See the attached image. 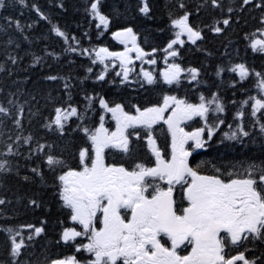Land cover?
Wrapping results in <instances>:
<instances>
[{
    "label": "trees",
    "instance_id": "1",
    "mask_svg": "<svg viewBox=\"0 0 264 264\" xmlns=\"http://www.w3.org/2000/svg\"><path fill=\"white\" fill-rule=\"evenodd\" d=\"M93 2L98 3V11L108 19L107 27L91 14ZM145 3L149 9L147 14L139 11ZM4 4L0 8V106L9 109L10 114H0V153H6L11 145L18 155L0 156L12 169L9 173H0V199L5 201L0 204V227L12 229L11 233L0 231V264H13V261L50 264L53 259L67 256H75L80 261L89 257L82 250L76 251L82 244L80 237L71 243L61 240L64 229L76 223L71 221L70 209L59 198L57 177L69 169H80L79 152L92 146L83 129L95 131L100 126V117L106 114L99 106L101 97L109 106L120 104L131 112L137 107L160 106L166 95L198 104L201 96L211 99L215 94L224 111H210L206 121L194 117L184 126L189 132L205 127L207 122L214 129L211 139L204 135V147L192 155L191 167L230 179L228 172L242 171L250 164L264 165V133L260 131L264 109L255 117L251 114L255 100L264 101V90L258 86L264 79V53L254 52L250 46L264 31V0H251L247 5L243 0H218V7L211 0H25L23 5L18 0H4ZM32 5L46 19H41ZM185 12L189 14L190 26L201 32L202 39L177 48L178 54L170 62L184 71L178 82L167 84L158 68L165 59V48L175 36L171 21ZM224 19L229 20L228 25L222 23ZM16 21L20 22L21 29L16 28ZM53 26L65 33L67 42L52 31ZM214 27L222 31L216 33ZM126 28L133 29L138 46L145 53H154L157 70L153 72L152 84L142 75L143 70H150L148 64H143L141 69L136 67L125 81L117 75L120 71L106 67L99 60L92 63L100 48L113 52L121 49L112 33ZM85 49L87 54H82ZM238 64L248 70L243 80L238 72L228 71ZM189 68L198 70L196 80L191 79ZM218 68L224 69L219 75ZM100 74L104 80L97 79ZM49 76L58 79L49 80ZM58 107L78 110L77 116L65 122L63 134L53 123ZM209 107L214 109L215 105ZM17 116L20 127L14 123ZM45 124L52 127L47 128ZM217 124L219 127H215ZM239 127L249 135L241 137L238 133L237 139L226 137V133L230 135ZM147 133L140 131L139 134ZM28 136L32 139L25 143L24 138ZM141 136L130 152L145 151L143 139L146 137ZM155 136L168 152L169 135ZM38 145L45 147L36 151ZM47 155L61 159L64 165L50 169L46 164ZM32 168H39L41 175L33 173ZM216 168L220 169L219 173ZM26 176L28 180L24 179ZM32 200L38 206L32 205ZM29 225L42 227V233L35 235ZM12 236L17 242H24L18 257L11 255Z\"/></svg>",
    "mask_w": 264,
    "mask_h": 264
},
{
    "label": "snow or ice",
    "instance_id": "2",
    "mask_svg": "<svg viewBox=\"0 0 264 264\" xmlns=\"http://www.w3.org/2000/svg\"><path fill=\"white\" fill-rule=\"evenodd\" d=\"M20 4H25V0H18ZM214 7H218V0H211ZM251 0H243V4H250ZM4 0H0V8L4 7ZM262 5H257L261 7ZM33 9L41 19H46L36 5ZM184 7L183 4L180 5ZM143 14H147L149 9L147 4L139 9ZM231 12L232 9H229ZM91 14L98 18L100 24L108 26V19L98 11V3L90 5ZM189 14H185L171 21L172 26L179 29L175 34V39L168 45L167 54L176 56L177 51L173 50L176 44L183 45L182 35H187L188 41L192 44L202 39L201 32L195 30L189 24ZM11 23V21H10ZM229 24L228 19L222 22ZM264 23V20H262ZM17 29H21L19 21L15 22ZM31 27V25H28ZM99 27V25H98ZM52 31L58 37H64L65 33L56 26ZM213 31L220 33V27H214ZM264 35V32L261 33ZM114 36L125 44L123 52H110L107 48H100L96 51V60L104 63L105 58H115L120 62L123 69V79L129 77L131 57L129 52L136 53V59H142L145 53L136 44V36L132 28L114 33ZM247 38V37H246ZM74 39V38H73ZM128 40L132 47L127 46ZM254 52L264 53V39H254L251 43ZM75 51V49H69ZM155 51V50H154ZM88 50H83L82 54H87ZM39 59V58H37ZM13 63L15 59L12 58ZM148 63L154 64L155 60ZM2 70V68H0ZM92 71L91 68L88 69ZM184 71L177 64H170L161 73L163 80L167 84L178 82L180 75ZM224 69L218 68L217 75ZM228 71L238 72L243 80L248 76L245 65L238 64L228 69ZM187 72L192 80H196L199 72L196 68H189ZM143 76L148 84L154 82L153 76L148 71H143ZM120 75V73H117ZM49 80H56L58 77L49 76ZM98 80H104V75L100 74ZM264 90V79L258 85ZM254 99V98H252ZM198 104L187 103L185 100L177 99L175 96H164L163 104L144 108H136L134 115L124 110L122 105L115 104L109 106L104 98L99 99L101 109L110 112L116 121V130L109 133L104 127V117L101 116L100 126L95 131L90 132L88 128L83 131L92 144L94 156H90L87 149L79 152L80 170L69 169L58 175L60 184L59 198L63 206L70 209L71 221L79 224L82 231L75 228H66L61 234V240L65 243L74 241L77 237L87 236L88 243L76 247V251L81 250L92 254V259L88 264H256V260H249L245 252H238L229 256L227 250L238 247L244 242L261 241L264 242V165L250 164L242 171L228 172L230 179L225 180L222 175H203L197 169L189 165L188 157L192 153L185 148L191 141V147L200 149L204 147L205 141L202 134L207 131L208 139L213 135V127H209L207 122L205 127L187 132L181 125L194 117L205 119L210 111L223 112L224 107L219 99L213 94L211 99L200 97ZM13 103V101H9ZM247 103V101H245ZM215 105L210 109L209 105ZM135 107V106H134ZM264 109V101L256 99L252 105V116ZM23 111L22 108L19 109ZM170 114L165 118V112ZM0 114L9 115V109L0 106ZM78 115L76 107L56 108L53 123L63 134L64 124L69 117ZM81 119L83 117H80ZM163 121L171 134V156L169 159L162 157L155 147V140L152 137V127L154 124ZM2 123V121H0ZM14 123L20 127L19 116ZM219 123H223L221 120ZM51 128L52 124H45ZM143 127L148 131L147 142L155 156L154 166L148 167L137 163L132 170L123 166L107 165L104 162V151L112 147L122 150L125 153L130 151L129 137L126 135L127 129ZM219 127V124L215 125ZM231 128V125H229ZM260 131L264 133V124H261ZM248 136L249 133L239 127L231 134H225L228 139H237V136ZM139 138V133L135 134ZM19 140L20 137L17 136ZM32 137L24 138L27 143ZM44 145H38L36 151H42ZM18 155L14 153L12 146L8 145L6 153L0 156ZM90 160V163H89ZM46 164L50 169L62 167L64 162L52 155H47ZM12 169L9 162L0 159V173H9ZM31 171L37 176L41 175L39 168H32ZM217 173L220 172L216 168ZM28 180L29 177H24ZM159 182H164V188ZM180 186L182 200L186 206L178 204L174 198L176 187ZM152 189L150 195L147 193ZM5 201L0 199V204ZM34 206H38L35 200L30 201ZM127 213H130V218ZM99 221L100 227L96 226ZM34 229L35 235H40L42 227L28 226ZM0 231L11 233L12 229L0 227ZM19 235V233H16ZM166 237L170 242V247L162 243ZM32 239V236H29ZM11 255L18 257L24 242L16 241L15 236L11 237ZM189 247L190 252L181 255V247ZM258 259V258H257ZM13 264H16L13 261ZM50 264H80L75 256L53 259Z\"/></svg>",
    "mask_w": 264,
    "mask_h": 264
},
{
    "label": "flooded vegetation",
    "instance_id": "3",
    "mask_svg": "<svg viewBox=\"0 0 264 264\" xmlns=\"http://www.w3.org/2000/svg\"><path fill=\"white\" fill-rule=\"evenodd\" d=\"M153 139L156 142L155 147L161 153L162 157H164L165 159H169L171 156L170 149L168 150V152H165L163 149V144H159V141L157 138L153 137ZM144 140L145 139H143V142ZM136 141H138V139ZM132 144L134 145L135 143L133 142ZM129 148L131 149V145H129ZM143 149L145 151L139 150L136 153L130 152V151L128 153H125L122 150L117 149V148L114 149L115 151H112V150L104 151V162L107 165L123 166L128 170H132L137 163L144 164L145 166H148V167L154 166L155 156L153 155L151 148L149 149L145 144V147ZM88 152L90 156H94L92 152L90 151ZM89 163H90V160H89ZM201 174L208 175L206 173H201ZM158 183H160V185L164 188L167 187V185L164 182L158 181ZM151 192H152V189H149V192L147 194L150 195ZM174 198L178 202V204H183L184 206H186V202L182 200V193L180 190V186L176 187V190L174 192ZM127 215L130 218V213H127ZM97 224H98V227L101 226L99 224V221ZM162 243H165V246L170 247V242L167 241L166 237L162 239ZM190 250H191L190 246L189 247L182 246L181 249H179V252L181 255H186L188 254V252H190ZM241 251L245 252L246 257L249 260L255 259L256 264H264V242L253 241L250 239L249 241L244 242L242 245L238 247H232L228 249L227 253L229 256H231V255H236L238 252H241ZM119 262L120 264H123L122 261H119Z\"/></svg>",
    "mask_w": 264,
    "mask_h": 264
},
{
    "label": "rangeland",
    "instance_id": "4",
    "mask_svg": "<svg viewBox=\"0 0 264 264\" xmlns=\"http://www.w3.org/2000/svg\"><path fill=\"white\" fill-rule=\"evenodd\" d=\"M98 19V18H97ZM102 26H104V25H102ZM179 31V29H176L175 28V34H176V32H178ZM264 32V31H263ZM262 33V32H261ZM261 33L256 37V38H254V39H264V35H261ZM173 39H175V36H173L172 37V39L171 40H173ZM181 39L182 40H184L185 41V43H189V44H192L190 41H188V39H187V35H182L181 36ZM253 39V40H254ZM119 43L121 44V49L120 50H118V51H114V52H123L124 50H125V44H123V43H121L120 41H119ZM136 44H137V42H136ZM120 46V45H119ZM127 46L129 47V48H131L132 47V43H131V41L130 40H128V42H127ZM180 46V44H176V45H174L173 46V50H175V51H177V48ZM108 49V48H107ZM165 49H167V47L165 48ZM109 50V49H108ZM142 50V49H141ZM110 51V50H109ZM143 51V50H142ZM110 52H113V51H110ZM144 52V51H143ZM145 53V52H144ZM128 55L131 57V63L130 64H127V67L128 68H130L131 69V71L129 72V74L132 72V70H133V68L134 67H140L141 66V64H144V62H147V61H149V60H153V56H154V53L153 52H150V53H145V55L143 56V58L142 59H136V53L133 51V52H129L128 53ZM171 59H173V56H169L168 54H167V51H165V59L160 63V67L158 68V71L159 72H163V71H165L167 68H168V65H170V64H173L172 62H170V60ZM148 64H151V63H148ZM104 65L106 66V67H108V68H110V69H113L114 71H116V70H118V71H120L119 73H120V76L121 77H123V69L121 68V66H120V62H119V60L118 59H115V58H105V61H104ZM152 65V71L154 72V71H156L157 70V66H156V64L154 63V64H151ZM162 76V75H161ZM170 114V111H166L165 112V114L164 115H169ZM167 116L165 117V118H167ZM187 122V121H186ZM186 122H184L181 126L183 127V125H185V123ZM107 129V128H106ZM109 131V130H108ZM115 131V130H114ZM114 131H112V132H114ZM214 131V130H213ZM189 132H191V131H189ZM206 132V133H205ZM203 134H202V139H203V137H204V135H206L207 136V131H205ZM109 133H111V132H109ZM208 137V136H207ZM191 141H189L188 142V144H187V147L189 146V147H191ZM201 149V148H200ZM86 243H88V239L86 238ZM86 243H84V244H86ZM84 253L87 255V256H90L91 255V253H88V252H86V251H84Z\"/></svg>",
    "mask_w": 264,
    "mask_h": 264
},
{
    "label": "water",
    "instance_id": "5",
    "mask_svg": "<svg viewBox=\"0 0 264 264\" xmlns=\"http://www.w3.org/2000/svg\"><path fill=\"white\" fill-rule=\"evenodd\" d=\"M115 37V36H114ZM116 38V37H115ZM118 39V38H117Z\"/></svg>",
    "mask_w": 264,
    "mask_h": 264
}]
</instances>
